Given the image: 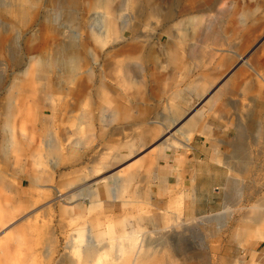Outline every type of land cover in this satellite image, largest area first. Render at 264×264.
<instances>
[{
    "label": "rangeland",
    "instance_id": "obj_1",
    "mask_svg": "<svg viewBox=\"0 0 264 264\" xmlns=\"http://www.w3.org/2000/svg\"><path fill=\"white\" fill-rule=\"evenodd\" d=\"M7 1L8 0H1V2H4L3 4H5ZM194 1L195 0H188V2L186 0H155L157 8L161 9L160 17H158L160 18V21L157 20V18L152 19L147 23L129 20L127 11L123 12L122 19L128 21L130 25L128 33H126L124 36L126 37L124 38V42L120 38L118 41H115L110 45L114 44L117 48L118 45L122 44L123 42L133 47H138L141 51L133 52L132 55L129 56L128 53L126 56L127 62L122 69L123 71H114L115 74L111 65L110 67L107 65L108 63L111 64L110 59H112L106 56L107 50H101L100 44L96 43L89 36L91 33L89 30V25L91 20L94 19L95 13L86 11L83 5L77 9L75 13L76 18L75 20L71 21V23L67 20L66 11L61 6L60 0H42L40 2L39 17L35 18V20L33 19L26 25H23L22 23L20 24L16 18L9 15L7 12H0V27H4L3 29L10 32L8 37L11 43H13L12 48L15 49L13 51L16 53L20 51L24 41L33 35V32L38 34L39 32L43 31L45 37L46 35L48 36L45 41L44 48L52 49L54 47V37L59 38L62 41L61 44L64 43L66 45L73 44L74 42L78 44V41L88 40L86 49H83L84 46H80V48L82 49L87 68L89 69H82L79 72V74H82L83 77L84 87L82 88H84L85 93H79L75 95L74 99L76 103L73 104V106L76 108V110L72 112L71 115H55L54 120L49 123L48 128L44 133L42 132V129L40 130V128L35 126L36 124H30L27 122L29 116H32V118L35 120L39 119L42 122V117L44 115H22L23 117L27 118L25 120L23 117H14L13 125L15 129L13 128V130L15 135L18 133V138L20 140L26 139V135H24L20 130L24 123L27 125L26 134L33 133L35 135L34 138L36 139V147L39 145L43 147L47 144L50 139L49 136H51L49 135L50 132L48 131L49 127H51L50 129L52 130L54 128V132L57 134V137H59V151L61 152V155L64 156L66 152L68 156L72 157V161L75 164L70 170H75V175L83 173L82 175L86 174L89 176L86 181H80L74 185L71 182L73 180L72 177L65 175L64 172L70 171L64 170V168L61 166L58 168V172H55L52 174V176L45 178L43 180L42 187L38 189V194L36 197L43 198V196L49 192L50 198H54L57 196L58 190H60L59 192L61 197L67 196L68 200L64 199V201L57 202L55 203L57 205L55 207L51 206L50 209L45 204L48 199H44V201H42V204H45L44 209L36 212L38 217L35 216L36 221L33 223L36 225V238L32 246L33 248L31 247V244H25L22 239L23 234L21 231H19L15 239L9 240L8 247L5 248L3 252L0 251V264H34V262L36 264H49V259L45 260L47 258L43 255H40V252H46L48 245L51 244V242L46 239L47 234H44L45 231H41L42 227H44V229L46 228L52 230V235L54 236L53 238L57 246V250L51 258V264H83L82 261L84 259L81 255L80 257L77 254L66 255L64 247L74 235L79 238L78 240H84L86 227H90L92 230H94V241L102 244H106L111 237H116L119 236V234L122 235L125 232H130L132 229H143L144 235L147 234V238H145V245L148 243L150 245V248L148 247V249H151L152 251L157 248L154 253L156 255L158 254L163 259L162 262L157 264H232L234 259L238 258V256L246 257L253 255V251L262 241H258L251 246H240L235 240L234 234L237 232L235 228L237 225L236 220L239 221V217L242 218L243 215L249 214L252 204H256L257 202V206L260 205L261 210L264 208V187H261L264 186V182L259 183L261 179L264 180V175H262L264 174V166H262L264 161H261L264 160V155L261 153L257 157L259 174L258 172L257 174L253 173L244 179L237 169L230 171L222 162L217 163L215 161V158L218 154H221V161L225 159L226 156H230L232 154L234 155V153H236L235 149L244 143H242V141H237L235 138V115H228L227 118L222 119H218L213 115H207L203 118L201 123L210 128L211 134L209 135L208 139L198 134H194L191 137L189 146L186 149L177 148L175 151L168 153L169 155L171 154L169 158H160L159 169H162L166 173L168 172L166 178V181L169 180V183H167L168 189L158 192L157 187L153 185V193L147 197L146 203L138 204L133 208L128 207L125 209V214L127 215L125 221L122 215L103 217V215L99 214L100 210L95 211L94 217L90 216L89 219H81V214H79L80 210H75L70 203L76 199V196H80L82 194L81 189H84L82 187L84 183L91 185L88 188H96L98 185H103L107 181L106 176L111 175L113 177L115 175L113 173H116L118 170H125L126 168L130 167L135 163L137 158V156L132 155L117 163L114 167H112V169L99 168L100 170H98V172H91L93 167L91 165L92 162L90 159L92 156H94V153H101L100 158L101 156H107L109 154L111 155L114 153L113 146L115 144L113 143L121 141V136H112L108 130L100 133L97 128V124H102V122L105 123L104 116L108 115L109 113L107 110H121V105L123 101L126 100L128 101L127 104L131 106V109L134 106L140 105V101L134 99L135 93L142 92L144 94L146 91H144V88L147 87V85L153 87L155 92H158L159 89L161 90L159 82L163 84L168 82L166 85V94H170L177 89L186 91L189 90L187 89L189 87V80L184 78V71L180 72V74L177 72V74L174 75V78H172L170 81H166L160 76L162 73L169 74L171 72L170 69L180 68L177 67V65L171 63H168L167 65V62L165 61V55L170 54L172 49L174 53L177 51V48L180 49V54H182L184 57L183 59H186L185 61L190 64L189 67L191 68V66L197 67V64L192 58L189 57V53L194 55V58L200 54V45L211 44L204 41L201 35H196V39L182 42L180 41L177 46L172 42V36L173 33H175L173 25L182 20L184 18V14H186L188 11L199 14L197 8L198 6L197 4L193 3ZM208 6L214 10L219 8L225 10L226 8V12H228V14H224L221 24L219 25L222 32L227 30L226 28L231 24L232 20L229 16L233 15V13L237 11H243L249 14V24H252L253 22L264 24V0H210ZM185 10L188 11L182 13V11ZM169 12H173L175 20L173 19L172 21H168L166 23L164 21V15ZM46 17H48L50 21L49 27L43 23L44 18ZM120 22L121 19L118 20L119 24ZM52 25L53 28L55 27L56 30L60 32V35H56V32L51 28ZM204 27H206V25H203L200 31ZM167 33L169 34L167 35ZM228 42L229 41L225 42L220 47L217 46V48H213V52L216 53L215 51H221V49H233L227 47ZM262 45H264V27L259 30L255 36V39L250 43L248 48L245 49L244 53H242L243 56H255L256 54L260 53L258 49ZM93 53L98 55L96 59L97 61L93 59ZM258 56L260 59L264 58V51H262L261 54H258ZM23 58L24 57H22L21 60L24 61ZM5 63L6 56H0V109L10 97L8 91L15 74L21 75V73H17L16 70L22 67L21 63L23 62L19 61V57H17V62L14 64L6 65ZM261 64L264 65V63ZM260 73L264 74L261 71ZM104 74L107 75L105 76ZM126 74H128V77H130L127 80L123 79L122 77ZM87 75L90 76L89 79L84 77ZM181 79H183L184 82L179 84L178 81ZM124 82L126 85H124ZM40 84H42V81H40V83L35 82L33 85H31L28 88L30 93L33 92L36 95L40 94V91L38 92L39 88L41 87ZM63 87L66 89H71V87L74 88L71 84H69V82L68 85L66 84ZM47 90L49 89L45 88V91ZM53 90L58 92L55 87H53ZM102 91H106L109 94L108 100L105 102V104L100 99L101 97L98 96V94ZM184 96L186 98V102L190 105L191 110L198 108L203 102V98L194 99L192 96H189L187 92L184 94ZM30 99L31 96H28L27 100ZM85 100H88L85 102L87 104L84 103ZM256 107L261 112L260 115L264 117V99L259 100ZM151 116L154 115L151 114ZM4 120V115L0 114V179L2 180L4 186H8L7 188L12 187L13 189L17 185V182H19V179H21L23 181L21 185L22 194L25 195L27 193L29 176L20 174L18 179H16V177H12L10 174L14 169V166L11 164L13 158L11 156H9L10 158H7V156H2L5 152L4 147H2V140L8 137L6 134L8 129H5L4 127ZM77 123H83L84 125L82 124L83 126L81 125V127H78ZM92 134L95 135V141L90 143L89 141ZM254 135L251 134L249 139H251L252 142L257 143L254 141ZM215 138H217V140H215ZM85 140H89L88 144L86 145H84ZM219 140H221V142ZM259 142H262V139H260ZM260 145L261 144L259 143L258 146ZM241 146L246 148L247 145L245 143ZM150 148L151 146L147 147L145 151L149 150ZM253 152L254 151H251L252 155L255 154ZM123 153L125 154L126 152L123 151ZM52 158L53 157L50 156L45 160H41L39 165L36 167H39V169L43 170L46 174L48 171L52 172ZM193 158L195 159V167L191 171L183 169L184 173L178 174V177L181 181L178 185L177 180L174 179L175 174H172L171 169L168 167V164L170 163L169 161L176 160L181 161L182 164H185V161H191ZM27 160H29L27 163H25L24 160L17 162L18 166H22V164L24 165V170L26 172L31 171L32 157H29ZM132 170H137L139 175H142L143 173L141 167H134ZM74 173L69 174L73 175ZM229 176H234L237 178L238 183L236 186H228V183L230 182ZM109 184L112 188V183ZM1 185L2 184H0V186ZM52 186L58 190L51 189ZM66 187L69 189H66ZM138 187H140L139 182H135L131 185L132 190H136ZM255 187L258 188V192L250 199L249 195H246V193L250 194V192L248 193L247 191H250ZM246 188L248 189L246 190ZM46 189L51 190L48 191ZM244 190H246L245 193ZM73 191H76L74 197L70 198V195L73 194ZM12 195L13 194H10L8 189L1 194L0 212L3 211L4 206L2 199H9L12 197ZM178 196L182 197V204L180 207L176 202ZM56 198L58 199V197ZM67 205L70 206L67 207ZM59 206H64L65 208L67 207V214H64L65 210H59ZM117 210H119V208ZM230 210H234V213L231 215L229 213ZM217 214H219L220 218H222L221 223H225L222 228L218 227L217 224L212 225V223L200 221V219L204 216H214ZM177 215H180L181 217L179 221L187 222H185V225H180V227L177 226L178 228L175 227L173 230H170L172 226L174 227V225L178 224L175 221ZM20 221L25 220L18 219V222ZM175 222L177 224H175ZM203 222L205 223L204 225ZM31 223L32 222H24L23 224L26 226L27 224L29 225ZM180 223L182 222H179V224ZM11 227H5L6 229L3 230H7V228ZM166 227L167 230L169 229L168 227H170V229L167 231ZM25 229V231L28 232L27 227ZM150 229H153L154 231H150ZM111 231L115 232L112 233ZM43 235L45 238H42ZM32 251L37 253V255H31L30 253ZM190 252L194 254L195 259L187 261L186 258ZM205 254L207 258L206 260H202V255ZM105 256L106 255H103L102 258V261L105 263L102 264H106V262L107 264H112V257ZM64 259L68 261L65 262Z\"/></svg>",
    "mask_w": 264,
    "mask_h": 264
},
{
    "label": "crops",
    "instance_id": "obj_2",
    "mask_svg": "<svg viewBox=\"0 0 264 264\" xmlns=\"http://www.w3.org/2000/svg\"><path fill=\"white\" fill-rule=\"evenodd\" d=\"M237 42H238V37L234 38L227 44L228 48H233V49H221V51H215L216 53H214L212 50L213 48H217L216 45L213 44H205V45L202 44L200 46L198 45L200 47V54H198L193 58L194 55L189 53V57L192 58L194 62H196L197 64V67L191 66V68L189 67L190 64L186 62L185 61L186 59L184 60L183 59L184 57L182 56V54H180V49L177 48V51L175 53L172 49L170 54L165 55L166 56L165 61L167 62V65L168 63H171L177 65V67L180 68L170 69L171 72L169 74L162 73L160 77L166 81H170L172 78H174V75H176L177 72L178 74H180V72L184 71L185 72L184 78H187L189 80V87L187 88L189 89L188 91L177 89L174 92H171L170 94H166L165 91L167 90L166 85L168 82L165 84L159 82L161 86V90L159 89L158 92H155L153 90L154 89L153 87L147 85V87L144 88V91L146 90L144 94L142 92L135 93L134 99L140 101L139 102L140 105L134 106L131 109V106L127 104L128 101L126 100L123 101L121 105L122 106L121 110L119 111L115 109L112 111L107 110L109 113L108 115L104 116L105 123L102 122V124H97L98 126L97 128L100 133H103L108 130L110 132V135L112 136L114 135L121 136L120 137L121 141H117L113 143L115 144L113 146L115 153L111 155L109 154L107 156H101L100 158L101 153L99 152L94 153V156H92V158L90 159L92 162L91 165L93 167L91 169V172H98V170L107 169V167L109 169L110 168L112 169V167H114L117 163L123 161L124 159L132 155L137 156V158L135 160V163L130 167L126 168L125 170H118L116 173H113L115 174L113 177L110 174H109L110 176H106L107 181L103 185H98V187L96 188H88L91 185L86 183L83 184L82 187L84 189H81L82 194L80 196L79 195L76 196V199L70 202L72 204L70 205L73 206L75 210H80L79 214H81L80 216L81 219H89L90 216L94 217L95 211L100 210L99 214L103 215V217L122 215L125 221L127 218L126 217L127 215L125 214V209L128 207L133 208L135 205L146 203L147 197L153 193V185L157 187L158 192L167 190L168 189L167 183H169V180L166 181V178L168 172L166 173L162 169H159L160 166L159 159L169 158L171 154L169 155L168 153L175 151V149L177 148L186 149L189 146V141L191 139L190 137H192L193 134H198L208 139L209 135L211 134L210 128L201 123L203 118L206 117L207 115H213L218 119L227 118L228 115H235L236 140L239 142L242 141V143L244 142L243 144H245L246 140L248 139L247 142L250 143L246 144L247 145L246 149L248 150L251 149L250 151H254L255 149H264V146H262V144H264V138L261 137L262 142H259V139L261 138H259L257 131L252 128V126L255 124L253 123L254 121H256L257 124L259 120L260 121L264 120L262 119L264 117L259 115L261 112L256 107L257 102L259 100L264 99V96H262L264 95V74H261L262 76H259L257 74V71H259V73L260 71L264 73V65L261 64L264 63V58L260 59V57L258 56V54H261V52L251 57L250 56L248 57V55L243 56V54L237 48ZM174 45L177 46L178 44H174ZM241 56L253 62L256 70L250 67H246V66L244 67L239 61ZM209 61H211L210 64ZM242 69L244 72L242 71ZM213 75L215 76L221 75L222 77L218 76L217 79L214 77L211 78V76ZM123 77H124L123 79L125 80L130 78L128 77V74L124 75ZM202 78L205 80H203ZM225 81L226 84L224 83ZM178 82L180 84L184 81L183 79H181ZM227 83H229L228 84L229 86H226ZM222 86L226 87V89L223 88L225 89L224 91L222 88H220ZM185 91L189 94V96H192L194 99L203 98L202 104L198 108L191 110V107L186 102V98L184 96V94H186ZM106 94H107V99H104L103 97L100 96L101 97L100 99L104 101V104L108 100L109 94L107 92ZM209 98L212 100H210ZM207 101L210 103H208ZM241 103L244 104V106ZM246 106L249 107L247 108ZM244 108L248 109L249 112H255L257 115H249L246 112L244 113L245 111ZM151 114H153L154 116H151ZM52 116L50 117V115H44L42 117V122L39 119H37L36 122L34 123L36 124L35 126L42 129V132L44 133L45 130H47L49 123H51V121H53L55 118V115ZM50 118H52V120H50ZM77 124L78 127H80L81 126L80 124L82 123H77ZM249 125H251V127ZM182 128H184V130ZM48 131L50 132L49 135H51L49 136V138L51 140L52 139L56 140L55 150L49 149L47 145H44L43 147L39 145L38 147H36L35 146L36 139L34 138L35 135L33 133L27 134L25 140L24 139L20 140L18 138V133L15 135L13 129L10 131L8 130V132L6 133L8 137L2 140V147H4L5 149V152L2 156L3 157L7 156V158H10L9 156H11L13 158L11 164L14 166V169L11 171L10 175L12 177H16V179H18L20 174L24 176L26 175L29 176L27 193L25 195L22 194L21 185L23 181L21 179H19V182H17V185L15 186L14 189L12 187L7 188L8 186H4L2 180L0 179V184H2L0 186V199H1V194L5 192L7 189L10 194L11 193L13 194L12 197H10L9 199L7 198L2 199V201L4 202L3 211L0 212V251L2 252L5 250V248L8 247L9 243L7 241L12 240V237L15 239V236L19 231H21L23 234L22 239L25 242V244L26 245L31 244L32 247L36 238L35 224H33L35 222L34 221L35 216L33 218V215H35L36 212L39 211L40 209L43 210L45 204L46 205L48 204L47 206L49 207L51 206L55 207L57 205V204L53 205L56 202L54 200L55 197L50 198L49 192H47L46 195L43 196V198L38 197L39 202H37L35 205L30 204L29 192H30V188H32V185L37 184L36 189L38 192V189L42 187L43 179L52 176V174L55 172H58L57 170L61 166L64 168V170L70 171V172H66V171L64 172L65 175L72 177L73 180L71 182L74 185L77 182L86 181L88 178V175L86 174L82 175L83 173H79L75 175L74 172L76 171L70 170L75 165L74 162L72 161V157L68 156L66 152L64 156L61 155V152L59 151L60 150L59 137H57V134L54 132V128L53 130L49 129ZM237 132H239L240 134H237ZM251 134L252 135L255 134L254 138L255 136H258L254 140L257 143H254L251 141V139H249V136ZM9 136L14 137V144L12 145L13 147L10 146V148L6 141L8 140ZM94 137L95 135L92 134L90 141L85 140L84 145L88 144V141L90 143H93L95 141ZM165 139H168L169 141ZM215 140H217V138H215ZM219 141L221 142V140ZM258 142L261 144L262 147L261 146L258 147L259 144ZM150 146L151 148L145 151V149H147V147ZM240 146L237 149H235L236 155L234 153V155H232L233 157L231 155H230L231 157L226 156V158L223 159L224 160L223 162V160L221 161V154H218L215 158V161L217 163L222 162L230 171L239 168L240 162L238 161V159H236L239 158V156L236 158L234 156L239 155L240 154L239 150H241L242 147H244V146L242 147ZM253 146L256 148H254ZM116 149L118 150V152H116L117 151ZM123 151H125L126 153L124 154ZM148 155L152 157L150 158ZM50 156L53 157L51 162L52 172L48 171L49 173L48 175V173L45 174L43 170H40L39 167L36 166L39 165L41 160H45ZM29 157H32V163H31L32 167H31V171L26 172L24 170V165L22 164V166L20 165L18 166L17 162L20 160H24L25 163H27L29 161L27 160V158ZM71 162L73 163L70 164ZM169 162L170 163L168 164V167L171 169V173L175 174L174 179L177 180V184L181 182L180 178L178 177V174L180 173L183 174L184 173L183 169H186L187 171H191L195 167L194 158L191 161L190 160L185 161V164H182L181 161H176V160H170ZM145 164H147L148 166H146ZM134 167L142 168L143 173L141 176L137 173V170H132V168ZM69 173H74V174L70 175ZM130 173H134V175H128ZM33 177H37L39 181L36 182L35 180H32ZM233 177L234 176H229L230 185ZM135 182H139L140 187H138V189L136 190H132L131 185ZM109 183H112L113 186L112 188L110 187ZM67 187L66 189H69ZM51 189L54 190L57 188L52 186ZM51 189H46V190L49 191ZM75 192L76 191H73L74 194ZM73 197L74 195L72 194L70 198ZM44 199H48L47 200L48 203L46 202L45 204H42L43 203L42 201H44ZM64 199L68 200V197L62 196L58 202L64 201ZM90 202L98 203V205L94 206L91 209V211L89 210ZM176 202L177 204H179L180 207L182 204V197L179 196ZM59 207H58L59 210L65 209L66 212L64 214L68 212L67 207L66 208L64 206L62 207L59 206ZM118 208L119 210H117ZM177 217L175 221L177 219H181L180 215L179 216L177 215ZM18 219L20 220L27 219V221L18 222ZM31 220H33L31 224L29 225L27 224L26 226L23 224L24 222L29 223L31 222ZM9 226L12 227L7 228V230H3L6 229L5 227H9ZM26 227L28 232L25 231ZM86 228L85 231L87 232L90 231L93 238L95 239L93 233L94 230H92V228L90 227H86ZM141 230L144 231L143 229ZM141 230L136 229L135 231H141ZM150 230L154 231L153 229ZM132 231L133 229L130 232ZM12 233L14 235H7ZM125 233H129V232H125ZM43 237L44 235L42 236V238ZM1 239L5 241L2 243ZM261 241L262 242H260L253 251V255L246 257L238 256V258L234 259L232 264H264V240ZM252 244H247V245L242 244V245L251 246ZM238 245L241 246V244Z\"/></svg>",
    "mask_w": 264,
    "mask_h": 264
},
{
    "label": "bare ground",
    "instance_id": "obj_3",
    "mask_svg": "<svg viewBox=\"0 0 264 264\" xmlns=\"http://www.w3.org/2000/svg\"><path fill=\"white\" fill-rule=\"evenodd\" d=\"M41 1L42 0H8L5 4H3L4 2H1V0H0V12L5 11L9 15L16 18L20 22V24L22 23L23 25H26V24L30 23L33 19L35 20V18L39 17V15H40V2ZM60 1H61V6L66 11L67 20L70 23H71V21L75 20V18H76L75 13L81 5H83L85 7L86 11H90V12L95 13L94 19L91 20L90 25H89V30L91 32L89 36L96 43L100 44L101 50H103V51L107 50L106 56L112 58V59H110L111 64L108 63L107 65H108V67H110V65H111L113 72L117 71V70L121 71L124 68V65L127 62L126 56L128 53H129L128 54V56H129V55H132L133 52H136V51L140 52L141 51L140 48H138V47H133L131 45L123 43L124 38H126L124 36L126 33H128V29L130 26L128 21L122 19L123 12L127 11L129 20L147 23L148 21L157 18V20L160 21V18H158V17H160L161 9L157 8V6L155 4V0H121V1H119V0H60ZM186 1L188 2V0H186ZM209 1L210 0H195L193 2L194 4H197L199 14H196L194 12H189L188 10H187L188 12L186 10L182 11V13H184V12H187V13L184 14V16H183L184 18L182 20H180L178 23L173 25L174 26L173 28L175 29L174 30L175 33H173V36H172L173 44H178V43H180V41L182 42V41H187V40L189 41L192 39H196V35H201V37L204 41L211 43L213 45H216V46H221L225 42H227V41L230 42L234 38L238 37L237 48L241 53H243L245 51V49L248 48L250 43L255 39V36L259 32V30H261V28L264 27V24L255 23V22H253L252 24H249L248 23V19H250L249 14L246 12H243V11H241V12L237 11V12L233 13V15L229 16L232 20L231 24L229 27L226 28L227 30H224L222 32L220 30L221 27L219 25L221 24V21L223 19L222 17H224V14H228V12H226L225 7H224L225 10H222L221 8L216 9V10L212 9L210 6H208ZM228 5H229V3H228ZM160 8H161V6H160ZM164 16H165L164 21L166 23L168 21H172L174 19L173 12H169ZM120 19H121V22L119 24L118 20H120ZM206 21H207V23H206ZM43 23L47 27H49L50 21H49L48 17L44 18ZM9 25H10V23H9ZM53 25L51 27L52 30H54L56 32V35H60V32H58V30H56L55 27L53 28ZM203 25H206V27H204L200 31V29L202 28ZM3 28L0 27V56L1 57L6 56V63H5L6 65L14 64L15 62H17V57H19V61L23 62V63H21L22 67L18 68L16 70L17 73H21V75L15 74L13 81L10 84L9 91H8V94L10 97H9V99L6 100V102L3 104V106L0 109V114L4 115V118H5V120H4L5 129H8L10 131L14 128L12 120L14 117L17 118V116L23 117L22 115H50V117H51L52 115H56V116L57 115H71V113L76 110V108L73 106V104L76 103V101L74 99L75 95H77L79 93H82V94L85 93L84 88H82V87H84L83 77H82V74H79V72L82 69H84V70H89V69L87 68L85 57H84V54L82 53V49L80 48V46H84L83 49L85 50L87 45H88V40L78 41V44L76 42H74L73 44L66 45L64 43L61 44L62 41L59 38H56V37L53 38L52 37L54 40V43H53L54 47L52 49L51 48H44L45 41H46L48 36L46 35V37H45V35L43 34V31L39 32L38 34H36V32H33L32 33L33 35L28 37L24 41L22 48L20 49V51L18 53H16L15 51H13V50H15L14 48H12L13 43H11V41L8 37L10 32H8L7 30H5ZM189 30H191V31H189ZM165 33H166V31H165ZM168 34L169 33H167V35ZM120 38L123 42H122V44L118 45L117 48L115 47L114 44L110 45L111 43L118 41ZM258 50L260 52L264 51V45L260 46ZM206 51H207V49H206ZM93 56H94L93 59L96 60L98 55H95V53H93ZM22 57H24L23 58L24 61L21 60ZM203 57H204V55H203ZM239 61L244 67L246 66V67H250V68H253L254 70H256L254 63L245 59V57L241 56ZM210 62L211 61H209V64H210ZM209 64H207V65H209ZM107 65H106V67H107ZM242 71H243V69H242ZM86 73H88V72H86ZM114 74H115V72H114ZM257 74L259 76H262L261 73H259V71H257ZM218 76L220 77L221 75H217V76L213 75V76H211V78L214 77L217 79ZM84 77L87 79L90 78L89 75L84 76ZM211 78H209V79H211ZM113 80H114V78H113ZM203 80H205V79H203ZM221 80H223V79H221ZM40 81H42V84H40L41 87L38 90V92L40 91V94L36 95L33 92L30 93L28 88L31 85H33L35 82L40 83ZM226 81L224 82L225 84H226ZM68 82L74 88H72V87H71V89L64 88L63 86H65L66 84L68 85ZM62 84H63V86H62ZM220 84H221V82H220ZM225 84H223V85H225ZM228 84L229 83H227L226 86H229ZM124 85H126V83ZM53 87H55V89L58 92H55L53 90ZM45 88H48L49 90L45 91ZM220 88L226 89V87H223V86ZM225 89H223V91ZM53 91H54V93H53ZM221 92H222V90H221ZM28 96H31L30 100H27ZM98 96H101L104 99H107L106 92H104V93L102 92L101 94L99 93ZM210 100H212V99H210ZM87 101L88 100H85L84 103ZM208 103H210V102H208ZM85 104H87V103H85ZM242 105L244 106V104H242ZM240 111H241V108H240ZM245 112L248 113L249 115H257L255 112H249L248 109H245L244 113ZM23 119L25 120L27 118L23 117ZM262 119H264V118H262ZM50 120H52V118H50ZM27 122L32 124V123H35L36 120L33 119L32 116H29V118L27 119ZM253 123H255V124L252 126V128L257 131L259 138H261V137L264 138V120H261V121L259 120L257 122V124H256V121H254ZM82 124H80V125H82ZM251 125H249V126L251 127ZM50 128L51 127H49V129ZM26 129H27V125H25L23 123L20 130L22 131V133L24 135H27ZM182 129L184 130V128H182ZM237 134H240V133L237 132ZM258 136H255V138ZM165 140L169 141L168 139H165ZM247 140H246V144L248 143ZM6 141H7V144L9 145V148H10V146H12L14 144V137L9 136L8 140H6ZM163 143H164V141H163ZM236 143H237V141H236ZM46 145L49 149L55 150L56 149V140L50 139ZM262 146H264V144H262ZM240 147H242V146H240ZM250 150L246 149L245 147H242V149L239 150L240 154L237 156H234L235 158L238 156L240 158V159L236 158L240 162L239 168H236V169L240 172L243 179L252 175L253 173L257 174L258 168H259V165L257 164V160H258L257 157L261 153H262V155H264V149H255L253 152V153H255L254 155L251 154ZM116 152H118V150ZM144 158H146V157H144ZM107 159H108V157H107ZM261 161H264V160H261ZM149 162H151V161H149ZM227 162H229V161H227ZM145 165L148 166L147 164H145ZM230 166H231V163H230ZM262 166H264V164H262ZM107 169H108V167H107ZM148 171H149V169H148ZM258 174H259V172H258ZM48 175H49V173H48ZM128 175H134V173H130ZM262 175H264V174H262ZM32 180H35L36 182L39 181L37 177H33ZM236 181H237V178L233 177V179L231 180V185H229V186H232V185L236 186V184L238 183V181L237 182ZM242 182H244V181H242ZM261 182H264V180L261 179L259 183H261ZM260 185H262V184H260ZM36 186H37V184L32 185V188H30V192H29L30 193V198H29L30 202L29 203L32 205H35L37 202H39V198L36 197L38 194ZM261 187H264V186H261ZM114 188H115V185H114ZM247 189L248 188H246V190ZM246 190H244V193ZM59 191H58V194L56 196V197H58V199L56 197L54 198V200L56 202H58L60 197H61ZM247 192L248 193L250 192V194L246 193V195H249V198L251 199L253 197V195L257 194L258 188L257 187L252 188V190L247 191ZM73 195H74V193H73ZM70 197H71V195H70ZM229 200H230V198H229ZM55 203L53 205H55ZM234 204H235V202H234ZM234 204H232V205H234ZM96 205H98V203L90 202L89 210L91 211V209ZM259 206H257V202H256V204H252V206L250 207L249 214L243 215L242 218L239 217V219H240L239 221L236 220L237 225L235 226V228H236L237 232H235L234 236H235V240L237 241L238 244L247 245V244H252L254 242H257V241L264 240V208H262V210H261V206L260 207ZM229 213H230V215L233 214L234 210H230ZM219 214L214 215V216H204L200 219V221H204L205 223H212V225L217 224L218 227L222 228L225 223H221L222 218H220ZM34 216H37V215L36 214L33 215V218H34ZM25 221H27V219H25ZM34 221H36V219ZM176 221L178 224L175 222V224H177V225H174V227L172 226L171 229H170V227H168L170 230H173L175 227L178 228V227H180V225L186 224L185 221H179V219H177ZM179 222H182V223L179 224ZM204 222H203V225L205 224ZM45 229H44V227H42L41 231L42 232L45 231L44 234H47L46 239H48L49 242H51V244L48 245V247L46 249L47 251L46 252H40V255L45 256L47 258L45 260L49 259L48 262H49V264H51L52 263L51 258L54 255V253L56 252L57 246H56L55 240L53 238L54 236L52 235V230L51 229L45 230ZM166 230H167V227H166ZM219 231H220V229H219ZM9 233H11V232H9ZM7 235H14V234L12 233V234H7ZM146 235L147 234L144 235L142 230L141 231L133 230L132 232H129V233H123L122 235L119 234V236H116V237L113 236L110 238V240L106 244H102L99 242H95L94 241L95 239L93 238L91 232L86 231V233H84V240H82V241L78 240L79 238H77L74 235L72 238H70V240L68 241V243L66 244L64 249H65L66 255H69V254L76 255L77 254V255H79V257L81 255L84 259L83 261L81 259L83 264H102V263H105L102 261L103 255H106L105 257H108V256L112 257V264H147V263L157 264L159 262H162L163 259L158 254L156 255L154 253V251L157 248L154 251H152L151 249H148V247L150 246L148 243L145 245V240H146L145 238H147ZM15 238H16V236H15ZM12 239H14V238L12 237ZM7 240H9V239H7ZM1 241L3 243L5 240L1 239ZM37 241H38V239H37ZM43 241H41V242H43ZM7 242L9 243V241H7ZM31 254L33 256L37 255V253H35L33 251ZM206 258H207L206 254L202 255V260H206ZM186 259H187V261L193 260V259H195V256L192 252H190V254L187 256ZM64 261L66 262L68 260L64 259ZM34 264H36V263L34 262ZM38 264H42V263H38ZM106 264H107V262H106Z\"/></svg>",
    "mask_w": 264,
    "mask_h": 264
}]
</instances>
